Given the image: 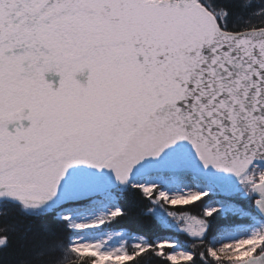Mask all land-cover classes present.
<instances>
[{
    "label": "water",
    "instance_id": "1",
    "mask_svg": "<svg viewBox=\"0 0 264 264\" xmlns=\"http://www.w3.org/2000/svg\"><path fill=\"white\" fill-rule=\"evenodd\" d=\"M0 43V192L24 204L264 162V27L224 30L196 0H0Z\"/></svg>",
    "mask_w": 264,
    "mask_h": 264
},
{
    "label": "trees",
    "instance_id": "2",
    "mask_svg": "<svg viewBox=\"0 0 264 264\" xmlns=\"http://www.w3.org/2000/svg\"><path fill=\"white\" fill-rule=\"evenodd\" d=\"M205 5L216 17L219 25L228 31H241L249 28L264 27V0H197ZM258 178H255L257 180ZM251 182L242 183L236 191L234 201L247 210L246 217L235 213L221 216L213 212L207 228L206 237L195 241L188 238L191 256L188 259L172 261L167 257L168 247H160L154 239L161 235H173L182 242L183 233L164 224L161 217L167 209H173L162 200H157V191L149 194L132 184L115 186L111 189L114 203L119 211L106 216L98 230L124 229L130 234L142 235L145 244L141 247H126L130 258L118 264H230L232 260L213 258L208 253L207 237L210 230L220 224H235L242 220L251 221L257 212L254 207L255 196ZM246 196H239L244 193ZM67 203V202H65ZM194 203L187 208L198 207ZM23 201L0 196V264H95L94 256L86 252H75L70 248L73 234L67 220L59 218L57 206L51 209L30 211ZM252 246L251 255L264 249V233L257 244Z\"/></svg>",
    "mask_w": 264,
    "mask_h": 264
},
{
    "label": "rangeland",
    "instance_id": "3",
    "mask_svg": "<svg viewBox=\"0 0 264 264\" xmlns=\"http://www.w3.org/2000/svg\"><path fill=\"white\" fill-rule=\"evenodd\" d=\"M254 166L253 168L258 171L256 175L262 177L264 175V164L258 163ZM261 169L263 170L261 171ZM187 177L181 178L177 176L175 179L172 175L159 173L139 178L134 184L138 185L146 193L157 188V200H163L170 205L186 204L202 196L204 188L206 189L210 186L207 182L203 183L201 180H194V183L190 182ZM249 181L252 180L247 177V174H244L237 183L235 182L231 190H236L238 184H247ZM212 186L215 185L212 184ZM0 196L9 197L2 192H0ZM51 204L52 203L25 205L31 208L30 211H37L47 208ZM71 204L75 203L64 204L58 208L59 218H65L73 231L70 240V248L78 252H88L92 254L95 258V264H118L120 261L130 258V255L125 253V248L128 245L140 247L144 244L142 236L129 235L122 229L96 230V227L100 225L104 215L118 211V208L113 203V197L110 191L98 192L94 199L85 204ZM182 209L184 208L178 206L176 208V210L181 211ZM185 209L190 211L198 209V211L205 213L220 209L222 213H224L232 209V204L221 199L212 200V204L204 207V209L202 204L198 207H186ZM171 210L174 209L168 210V213L172 214L170 217H161L164 224L182 230L188 237L200 238L202 236L205 227L201 223L199 217L189 216L186 213L174 212ZM263 232L264 217L261 215L255 216L251 223L245 225L243 228L238 225L235 227L229 225L221 226L214 232V237L208 240L207 248L209 255L213 258L232 261L245 258L250 255L251 249L249 246H242V244L245 245L247 242H254L257 244ZM183 239L184 244H186L188 238H184L183 235ZM154 242L161 248L166 246L169 247L167 256L173 261L187 259L191 256L188 250L176 241L169 239V235L158 236Z\"/></svg>",
    "mask_w": 264,
    "mask_h": 264
},
{
    "label": "flooded vegetation",
    "instance_id": "4",
    "mask_svg": "<svg viewBox=\"0 0 264 264\" xmlns=\"http://www.w3.org/2000/svg\"><path fill=\"white\" fill-rule=\"evenodd\" d=\"M212 216V215H211Z\"/></svg>",
    "mask_w": 264,
    "mask_h": 264
}]
</instances>
